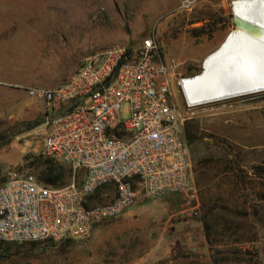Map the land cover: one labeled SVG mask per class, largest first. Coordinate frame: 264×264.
<instances>
[{
  "label": "rangeland",
  "instance_id": "374dc122",
  "mask_svg": "<svg viewBox=\"0 0 264 264\" xmlns=\"http://www.w3.org/2000/svg\"><path fill=\"white\" fill-rule=\"evenodd\" d=\"M240 1L0 0V182L45 168L37 123L48 107L29 91L61 85L112 43L135 48L152 37L158 60L173 61L167 76L184 113L177 80L206 71ZM183 129L195 135L190 189L140 197L87 237L51 241L44 252L0 241V264H264V91L198 107ZM113 191L106 185L97 198Z\"/></svg>",
  "mask_w": 264,
  "mask_h": 264
},
{
  "label": "built area",
  "instance_id": "2783aa9c",
  "mask_svg": "<svg viewBox=\"0 0 264 264\" xmlns=\"http://www.w3.org/2000/svg\"><path fill=\"white\" fill-rule=\"evenodd\" d=\"M157 56L150 36L135 48L115 42L85 55L61 85L29 91L47 103L37 125L46 154L68 166L72 176L51 185L30 173H9L0 182V241L85 238L140 197L191 188L184 121L198 107L222 100L190 101L181 83L186 77H180L182 113L167 76L173 61ZM106 185L113 194L100 200L97 193Z\"/></svg>",
  "mask_w": 264,
  "mask_h": 264
},
{
  "label": "bare ground",
  "instance_id": "6f19581e",
  "mask_svg": "<svg viewBox=\"0 0 264 264\" xmlns=\"http://www.w3.org/2000/svg\"><path fill=\"white\" fill-rule=\"evenodd\" d=\"M232 11L236 15L235 6ZM239 18L264 30V0H241ZM262 40V39H261ZM263 43V40L260 41ZM254 58L232 59V48L210 56L206 71L181 83L190 101L207 103L264 91V49Z\"/></svg>",
  "mask_w": 264,
  "mask_h": 264
},
{
  "label": "trees",
  "instance_id": "16d2710c",
  "mask_svg": "<svg viewBox=\"0 0 264 264\" xmlns=\"http://www.w3.org/2000/svg\"><path fill=\"white\" fill-rule=\"evenodd\" d=\"M129 49H128V51H129ZM42 119H43V116L38 121L37 125H39L41 123ZM184 137L186 139V142L190 146V143L194 139L195 135L193 134V132L188 131L186 133L184 132ZM25 158H28V156H26ZM42 158H43V160L41 159L42 160L41 162H42V164L45 165V168L40 173V176L37 177L38 180H40L46 184L63 185L71 179L72 171L68 166L60 163L57 159H55L53 156H50V155H46ZM82 176H83V171L78 170L76 173V177H77L78 182L81 181ZM4 180H2L1 182H3ZM211 209H213V208H211ZM212 215L213 214L210 213V216H212ZM208 217H209V215H208ZM217 218L218 217L213 218L214 220L210 224L208 222L205 223L206 229L211 228L213 225H217L218 224ZM69 240H71V239H68L65 241L68 242ZM49 242H51V241L45 240V242L43 244H41L39 241L28 242L29 245H28V248L26 249L27 250L26 252L33 254V253H37V252L47 251V250L51 249L52 246L55 245V244H50ZM7 243H10V245H11L12 243H17V242H7ZM61 246L65 247V246H67V243H63ZM7 248H9V247H7Z\"/></svg>",
  "mask_w": 264,
  "mask_h": 264
},
{
  "label": "water",
  "instance_id": "95a60500",
  "mask_svg": "<svg viewBox=\"0 0 264 264\" xmlns=\"http://www.w3.org/2000/svg\"><path fill=\"white\" fill-rule=\"evenodd\" d=\"M233 27L228 32L222 45L232 48V59L237 57L254 58L256 51L260 52L264 49V30L249 21L241 18H236L232 13ZM262 39V40H261ZM203 68V65H202Z\"/></svg>",
  "mask_w": 264,
  "mask_h": 264
}]
</instances>
